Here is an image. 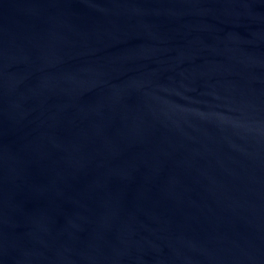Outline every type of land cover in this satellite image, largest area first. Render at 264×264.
Listing matches in <instances>:
<instances>
[{"label": "water", "instance_id": "obj_1", "mask_svg": "<svg viewBox=\"0 0 264 264\" xmlns=\"http://www.w3.org/2000/svg\"><path fill=\"white\" fill-rule=\"evenodd\" d=\"M0 264H264V0H0Z\"/></svg>", "mask_w": 264, "mask_h": 264}]
</instances>
